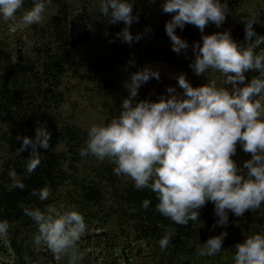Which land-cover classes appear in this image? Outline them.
<instances>
[{"label":"trees","instance_id":"16d2710c","mask_svg":"<svg viewBox=\"0 0 264 264\" xmlns=\"http://www.w3.org/2000/svg\"><path fill=\"white\" fill-rule=\"evenodd\" d=\"M129 2L139 18L130 32L134 37L141 34L131 45L116 38L124 28L122 22L111 25L96 18L100 16L99 0H50L43 22L16 32L9 31L12 21L0 17V221L9 223L13 264H68L67 256L57 260L45 246L37 248L33 241L38 225L24 214L25 207L44 211L51 205L83 215L87 230L78 242L84 254L80 264H121L122 258L125 264H234L237 243L253 234L264 235V203L243 217L229 212L226 228H213L217 217L211 202L200 210L199 220L177 225L156 211L158 200L150 189H137L130 177L117 176L110 158L80 156L89 129L106 126L119 116L122 100L128 96L124 83L132 73L164 64L172 74H159V80L153 78L142 85L137 101L158 102L172 94L183 97L177 82L181 74L194 88L215 80L217 87L231 90L218 71L194 73L190 67L195 58L192 45H202V35L224 31L230 32L234 42L245 45L242 17L254 18L255 33L264 36V0H227L226 19L219 28L209 22L203 33L190 24L176 29L175 34L189 45L186 53L177 54L165 32L166 22L174 15L163 13L165 0ZM32 6L33 0H24L17 19ZM76 14L81 15L86 38L72 47L71 19ZM261 49L264 44L256 51ZM245 77L239 87L264 75L249 71ZM168 88L175 92L168 93ZM255 99L264 105V94ZM40 127L50 133V147L37 149L41 164L28 173L31 148L19 152L22 140L17 136L34 139ZM250 158L238 144L232 157L237 174L247 175L244 163ZM13 171L25 185L23 190L12 186ZM45 186L51 189L47 200L32 196L33 190ZM145 199L151 201L148 209L142 208ZM171 230L170 242L162 250L159 241ZM225 231L219 254H197L200 244ZM0 251H4L1 241Z\"/></svg>","mask_w":264,"mask_h":264},{"label":"clouds","instance_id":"9594fccd","mask_svg":"<svg viewBox=\"0 0 264 264\" xmlns=\"http://www.w3.org/2000/svg\"><path fill=\"white\" fill-rule=\"evenodd\" d=\"M50 0H33V6L17 19L24 0H0V17L12 21L9 31L16 32L44 20L46 3ZM134 4L129 0H99L97 19L108 24H124L116 38L131 45L141 39L135 37L130 28L139 18L133 15ZM163 13L174 14L165 24V32L172 44V51L180 54L189 45L177 36L176 29L183 30L186 24L194 25L201 33L211 22L219 28L228 12L227 0H165ZM245 45L233 41L230 32L202 35V45L194 43V61L190 67L197 76L209 70L223 76L224 85L217 87L215 80L206 85L192 87L183 74L177 78L183 89V97L167 92L158 102L137 101L138 90L150 79L159 80V71L145 67L130 75L124 83L128 91L122 100L121 112L106 126L93 125L88 131L86 146L80 156L93 155L103 160L110 158L114 173L130 177L137 189H150L158 203L156 211L177 225L186 226L189 221L199 220L200 210L211 202L217 217L213 228L227 227L229 212L243 217L245 212L257 210L264 203V105L259 99L264 94V78L253 77L245 86V73L256 71L264 75V36H258L253 25L254 18L242 17ZM146 31H148L146 29ZM107 35V33H105ZM109 40V43H112ZM131 63V62H130ZM22 140L19 152L31 148L26 170L32 173L41 164V153L48 150L50 133L43 127L37 128L35 138L17 136ZM250 155L244 163L247 175L237 174L232 157L237 145ZM14 188L23 190L25 185L16 179ZM48 186L32 196L45 201L50 196ZM151 201L145 199L142 208L148 209ZM24 214L37 225L34 244L45 246L60 260L68 257V264H80L84 254L78 242L85 235L87 226L82 214L75 210H58L47 206L25 207ZM9 223L0 221V240L8 239ZM174 230L160 239L165 249ZM227 232L209 238L196 249L202 257H213L221 252ZM234 264H264V235L253 234L235 245Z\"/></svg>","mask_w":264,"mask_h":264},{"label":"rangeland","instance_id":"374dc122","mask_svg":"<svg viewBox=\"0 0 264 264\" xmlns=\"http://www.w3.org/2000/svg\"><path fill=\"white\" fill-rule=\"evenodd\" d=\"M71 29L74 42L82 41L86 38V27L83 23L81 15H73L71 19ZM15 53V49L13 51ZM152 70H158L159 74L171 76L170 69L164 64H154L149 66Z\"/></svg>","mask_w":264,"mask_h":264},{"label":"built area","instance_id":"2783aa9c","mask_svg":"<svg viewBox=\"0 0 264 264\" xmlns=\"http://www.w3.org/2000/svg\"><path fill=\"white\" fill-rule=\"evenodd\" d=\"M0 241L1 245L4 247V251H0V264H13L14 257L8 239L6 242L4 240ZM117 254L121 256V252L117 251ZM119 261L121 264H125V260L123 258Z\"/></svg>","mask_w":264,"mask_h":264},{"label":"water","instance_id":"95a60500","mask_svg":"<svg viewBox=\"0 0 264 264\" xmlns=\"http://www.w3.org/2000/svg\"><path fill=\"white\" fill-rule=\"evenodd\" d=\"M71 46L72 47H74V46H76V44H77V42H74V40H73V35H71Z\"/></svg>","mask_w":264,"mask_h":264}]
</instances>
